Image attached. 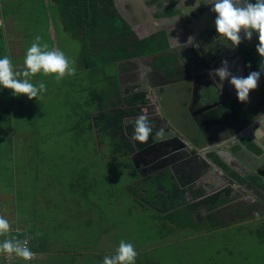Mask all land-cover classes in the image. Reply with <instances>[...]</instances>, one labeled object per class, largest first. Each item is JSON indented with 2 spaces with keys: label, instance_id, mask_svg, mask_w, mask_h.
Wrapping results in <instances>:
<instances>
[{
  "label": "rangeland",
  "instance_id": "obj_1",
  "mask_svg": "<svg viewBox=\"0 0 264 264\" xmlns=\"http://www.w3.org/2000/svg\"><path fill=\"white\" fill-rule=\"evenodd\" d=\"M33 23L20 18L27 47L24 57L32 63L25 69V82L14 81V104L9 111L0 110L8 127L0 140V218L5 214L2 221L13 230L21 220L23 235L42 239L47 257L32 264H264V240H259L264 231L257 224L229 225L202 235L180 226L169 233L171 223L153 224L150 212L131 210L136 204L126 194L133 190L131 164L127 167L124 154L111 155L114 145L105 134L96 137L86 129L89 100L107 89L116 72L110 60L125 52L139 57L152 51L128 37L131 45H118L119 34L100 36L93 20L82 52L79 46L58 49L59 62L71 68L56 78L51 71L56 54L50 49L51 38L44 36V28L36 35ZM117 23L115 19L113 24ZM96 38L103 45L98 42L93 48ZM151 42V48L157 47ZM71 46L68 42L62 48ZM78 54L88 67L76 71ZM4 56L0 52V58ZM93 206H101L105 214L115 212V219L87 222L95 215ZM179 219L187 223L186 217ZM80 249L84 252L74 261L58 253Z\"/></svg>",
  "mask_w": 264,
  "mask_h": 264
},
{
  "label": "crops",
  "instance_id": "obj_2",
  "mask_svg": "<svg viewBox=\"0 0 264 264\" xmlns=\"http://www.w3.org/2000/svg\"><path fill=\"white\" fill-rule=\"evenodd\" d=\"M66 1L67 0L2 1L0 5V52H2V55L4 52L5 56L2 57V59L0 58V67L8 66L10 69L11 83L14 84L16 80L25 82L28 74L25 69L31 66L32 63L27 62L24 57V52L27 47L22 40L25 31L20 27L21 17L33 20L36 35L44 28V36L48 35L49 40L51 38L50 49L56 53L54 59L50 58L51 62L55 64L54 67L51 68L53 77L60 78L67 69L71 68L66 62H59L57 54L58 49H61V51H72L79 46V52H82L84 46V40L82 38L84 29L89 26V21L92 23L94 19L97 20L99 18L98 10L94 13L89 12L86 10V6L90 3L93 10L95 7L98 9L100 6L103 7L105 0H69V3H66ZM168 1L171 2L176 11L171 15L157 14V3L164 5ZM221 1L224 5L220 4L219 0H142L147 13L149 12L151 14V18H146L145 20L139 19L138 22L133 25L123 21L114 8V17L119 19L118 23L114 25V29L119 31L122 35L120 37L121 41L126 40L127 37L129 39L132 38V40L154 38L156 40H153V42L158 44L156 48L159 47V50L156 52H160V55L151 59L149 56L141 55L142 57H137L136 54L125 52L123 55L115 58V61H112V66L116 72L113 73V80L107 85V87L110 86L113 88L112 85L115 87L116 98L113 99V102H115V104L117 103L118 106L122 108H126L123 102L127 94L134 92L144 95L142 91H135L132 87L134 86V82L144 79V74H146V72L152 73V68L147 65V63L150 62H153V66L155 67L154 71H158L161 65L166 64L167 60L171 62L176 61L178 67L184 69L182 74V82L184 84H182V87L177 88L178 90L175 89V92H181V96L172 103L177 107L179 114L181 112L180 103L182 99L192 95V90L189 86L198 82L202 83L200 79L203 78L198 75L193 76L194 72L190 71L188 68L193 67L195 68L194 70L199 69L201 72L206 71V73H209L210 77L203 78L209 81V87H215L214 84L219 80L221 81V85H218L219 88L229 87L228 83H223V79L227 78L225 75L226 73H230L233 66L229 67V65H225L220 69L219 67H214L215 63L210 61L208 64L203 63L204 66L201 67L199 62L195 59L197 56L201 59V55L206 58L215 56L218 50L217 47H206V50L200 47L201 43L210 44L214 40V37H223L227 39V42L235 43V46L231 43L228 44L229 47H227L228 49L230 48V50H234V48L237 47L236 45L240 43L246 44L252 42V32L250 30L247 31L243 27L245 23L241 14L227 1ZM72 11H75L76 14ZM79 12H83V14H81L80 18H76ZM128 13L129 16L134 17L132 14V5L128 9ZM190 13L192 15H190ZM191 17H195V19ZM88 18H90V20H88ZM74 19L77 22H73L72 24L66 22L69 20L74 21ZM77 19H80V21ZM83 19L87 21L84 22ZM22 26H25V24ZM125 26L128 27L127 33L124 32V29L127 28ZM215 33H217L216 36L214 35ZM192 40L195 41V43L193 42V47L196 49V57L191 55L189 48L187 49V44H191ZM96 41H98L97 38ZM68 42H72L71 48L63 50L62 47L67 45ZM129 44L131 45V43ZM202 45L205 46V44ZM165 51H167V53H165ZM179 54H181L183 58H181ZM82 56L83 54L77 55L79 60L77 63L75 62L76 71L88 67V64L83 61ZM174 56L178 59L175 60ZM256 56L258 57V54H256ZM160 59L164 60L163 63H161ZM248 62L253 66L252 73L258 74V72H255L258 67L256 59L254 61L248 60ZM102 63L105 64V62ZM242 68L244 67L239 65L234 72H239ZM211 72L214 74L213 77ZM234 72L230 73V76L234 74ZM242 79L244 81L238 83L239 87L236 86L241 96L250 90L252 99L260 103L261 92H258L257 89L259 88L255 87V85L262 87L264 82H261L259 77L258 80L252 77H243ZM103 80H105V78ZM242 84L244 85L242 86ZM241 86L242 89L240 88ZM198 87L195 86V90H197ZM93 89L97 90L99 87ZM241 100L248 101V98L245 96L242 97ZM222 101H224V99L218 100L220 103ZM135 105H138V103ZM231 105L235 108V113H232V115L226 113V117L233 119L232 122L229 121L230 119H227V125L233 130L236 129L238 125L236 121L238 113L236 110H239L240 105L237 101L231 103ZM149 108L150 107L143 106V104H139V111L133 118L138 119L143 113L150 112ZM95 112L96 111L93 109L90 114H94ZM173 113L175 114L176 111L173 110ZM224 119L226 118L224 117ZM262 125H264V121H262ZM216 126L217 125L212 122L208 123L206 126V131L209 134H213L205 138L206 140L208 139L209 142L213 141L209 144L211 147H216L223 142L217 140L222 134ZM73 127L77 128L75 125ZM253 135L260 141L264 140V129L262 130L259 127H255L253 129ZM200 141L207 146V144L204 143V139ZM227 141L228 140L224 142ZM243 141L248 144L245 148H252L247 138H244ZM98 144L102 145V143L99 142ZM214 151L216 150L208 152L207 158L211 160L208 163L213 166H218L223 171V176L226 179L225 181L223 179L224 177L219 176L218 173H214L207 166L204 167L205 170L202 174L190 179L186 175L171 174L172 171H167L165 175L163 173H157L154 177H149L147 174L137 176L134 167L131 165L134 177L131 179L132 185L130 184V188L133 190L132 192L128 190L126 192V194L130 196L129 199L136 202L131 210L135 211L138 209L150 212L152 215L149 218L153 224L163 223L162 225L165 226V223H169V225L171 223L173 228L171 226L168 227L173 230L169 233L174 232L177 228L182 226L188 230H195V234L193 235H202L209 234L212 231L216 232L217 230H222L227 227L229 228V225L232 227L248 223L253 225L257 224L259 231H264V178L259 173L262 168L257 166L256 171L258 173L251 171L244 163V161H247V155L239 152V146L234 144V142L227 143L220 150L217 149L218 152H222L220 157L217 156ZM124 156V159L128 161L127 167H130L127 154H124ZM154 199L163 202V211L158 212L157 207H161L162 204H155ZM204 199L208 201V205L202 203ZM108 208L113 209V207ZM90 209L95 212V215L91 217L88 216L89 218L86 219L87 222L92 218V220L97 221L115 219V212L110 213L111 210L105 214L101 206H97L96 208L93 206ZM11 214L12 212H10L8 217L11 216ZM180 216L186 217L187 223L180 220ZM3 217H6V215L2 213L0 218V252L5 245L17 244L22 239H25L28 243L29 251L33 254V257L28 260H23L19 257L13 264H32L34 259L42 260L47 257L46 249L43 248L44 242H41L42 239H31L29 235H23L25 231L23 230L21 220H17L14 230L10 229L7 227V223H3ZM12 218H14V216H12ZM179 220L183 225L179 224ZM229 222L233 223L229 224ZM3 224L5 226H1ZM168 229L169 228H167V230ZM12 232L15 234L13 236L14 238L10 237ZM259 235V237L264 238V233H259ZM105 240L106 239H104V241ZM83 252L84 250L80 249L78 251L60 250L58 253H63L64 257L69 261H74L76 258H79L80 253Z\"/></svg>",
  "mask_w": 264,
  "mask_h": 264
},
{
  "label": "water",
  "instance_id": "obj_3",
  "mask_svg": "<svg viewBox=\"0 0 264 264\" xmlns=\"http://www.w3.org/2000/svg\"><path fill=\"white\" fill-rule=\"evenodd\" d=\"M219 1L220 4L224 5L221 0ZM225 1L232 5L243 17L245 23L243 27L247 31L250 30L252 32V42L244 44L241 46V50L237 51L234 55L224 57V59L222 57L206 58L201 54V59L199 56L197 58L196 49L193 47L194 40H192L191 44H187V49L189 48L191 55L196 57L195 59L201 67L204 66L203 63L208 64L211 61L213 63L217 62L214 67L222 69L225 66L223 62L227 60L226 62H228L229 67L233 66L230 73L234 72L239 65L244 68L239 72L236 71V75L235 72L231 76L230 73H226L225 77L227 78L223 79V83H228V86L231 88H219L218 85H221L220 80L214 84L215 87H209V81L203 79L210 77L209 73H206V71L201 72L199 69L194 70L195 68L193 67L188 68L194 72L193 76L198 75L203 78L200 79L202 83L198 82L200 86L197 90H195V84L189 86L192 90L191 96L193 99L191 101L188 98L182 99L180 103L181 112L179 114L177 107L172 103L181 96V92H175V89L178 90L177 88L182 87V84H184L182 82L184 69L178 67L176 61L171 62L167 60L166 64L161 65L158 71H154L153 62L147 63L152 68V73L146 72L144 79L134 82V86L132 87L135 91H142L144 93L145 101L143 106L154 110L151 113L152 115L145 112L138 119L132 117L134 121L140 124H138L137 133L128 138L131 151L127 154V157L137 175H145L147 173L154 175L156 173H164L165 170H176L179 172V170L174 168L182 165L185 169L184 176L191 177V175H194V177H197L204 172V167L207 166L214 173H218L219 176L224 177L223 171L218 166L208 163L211 160L205 155V145L200 141L204 139L205 143H207L205 140L206 126L210 122H207L205 117L208 115L207 113H212L211 111H216L220 108L221 104L218 102L220 99L229 100L231 103L237 101L240 107L239 110H236L238 113V118L236 119L238 125L236 129L232 130L231 127L229 128L226 120V124L220 122L213 123L217 125L218 130L222 134L217 140L223 141L216 149L223 148L227 143L234 142V144L239 146V152L247 155V161H244V163L251 171L257 172V166L264 169V147L261 141L253 135L255 127L264 129V125H262V121H264V88H261V91L258 90L261 92L260 103L252 99L250 90L243 96L238 91V83L244 81L243 77H252L258 80V77L261 79L262 75H264V18L245 0ZM112 2L123 21L130 25L136 24L139 19L145 20L146 18H151V14L147 13L142 0H112ZM131 5L134 17L129 16L128 13ZM229 43L231 42H228L226 46ZM231 44L235 46V43ZM237 49H239L238 46L234 48V50ZM159 53L152 52L146 56L153 59L155 56L160 55ZM256 54H258V57ZM181 58H183L182 55ZM174 59L177 60L178 58L174 56ZM255 59L258 63L255 72H258L259 75L252 73L253 66L248 62V60L254 61ZM160 61L163 63L164 60L160 59ZM211 75L213 77V72H211ZM233 87L236 88L232 89ZM245 96L248 98V101L241 100ZM164 99L165 103L162 104ZM173 110L176 111L175 114ZM187 110L191 111V113H188L189 115H187ZM213 118L217 119V117ZM244 138H247L248 142L251 143V149L245 148L248 144L243 141ZM226 140L228 141L224 142ZM255 149L258 153L255 152ZM183 151H187L193 158L199 159L200 163L195 162L192 167L194 171L198 169L196 174L190 171L191 168L189 167L192 165H186L189 158L186 154H183ZM214 153L220 157L217 150ZM223 179L224 181L226 180L225 177Z\"/></svg>",
  "mask_w": 264,
  "mask_h": 264
},
{
  "label": "trees",
  "instance_id": "obj_4",
  "mask_svg": "<svg viewBox=\"0 0 264 264\" xmlns=\"http://www.w3.org/2000/svg\"><path fill=\"white\" fill-rule=\"evenodd\" d=\"M245 1L248 4H250L257 12H259L261 16L264 18V1L263 0H245ZM157 7H158L157 14L171 15L176 11L174 7L172 6L171 2L169 1L165 5H162L161 3H157ZM86 8H87L86 9L87 11L93 12V13L96 12L97 10L99 11V18L97 20L94 19V21L96 25L95 29L100 31V36H103V35L104 36L106 35H117L118 36V34H120L119 31H116L114 29L115 26L113 24V21L115 19L119 21V19L114 17V11H113L114 6L112 5V0H105L103 7L100 6L98 7V9H96L95 7L93 10V7L90 5V3L86 6ZM83 11H84V8H83ZM72 12L75 13V11H72ZM81 14H83V12L82 13L79 12L76 15V18H80ZM77 20L80 21V19H77ZM88 20H90V18H88ZM83 21L85 22L87 20L83 19ZM74 22H77V21H75L74 19ZM97 23H100L103 26H98ZM92 24L93 23L89 21V26L87 25L88 27L84 29L83 36H82L84 42H85V37L87 38L91 34L90 29H92ZM110 24H112V27L108 28ZM127 31H128V27L124 29V32L127 33ZM126 33L124 34L127 35ZM121 36L122 35L120 34V37ZM97 39L98 41H96V39H93L95 41L93 48L98 47V44H97L98 42L103 45V41L99 38ZM150 40H151L150 38L149 39L144 38L142 40H139L138 43L143 42L142 46L148 48L146 49V52H148L149 50H151L152 52H156L157 50H159L158 49L159 47L158 48L150 47V45H153V44L148 43V41L151 42ZM129 43H132V42L129 40L128 41L126 40L125 42H123V44H121V42L118 41V45H121L122 47L128 45ZM151 43H156V42H151ZM152 52H149V53H152ZM127 53H130V52H127ZM110 61H115V60L111 59ZM11 82L12 81L10 79V69L8 68V66L6 67L1 66L0 67V91H1L0 110H1V107H4L6 111H9V106L14 104L15 102L14 99L16 98V96L13 90L14 84L13 83L11 84ZM112 87L113 88L108 86L107 89L103 91V93H98L99 94L98 96H92V99H91L92 101L89 100V104H90V107H92V109H90L89 112L85 113L84 115L88 123L87 129L89 133L95 132L96 137H98V133H102V134H105V136L110 139V142H112V144L114 145V148H113L114 150L112 151L111 155H116L118 153L126 155L131 151L130 144L128 143V138H130L131 135H134L137 133L138 124H140L134 121L132 117L139 111V104H143L145 101V98H144V95L140 93H134V92L129 93L126 95L124 102H123V105L126 106V108H122L121 106H118L117 103L115 104V102H113V99L116 98V90L113 85ZM137 103L138 105H135ZM28 104L33 110H36V108H34L31 105V101ZM93 109L96 112L94 114H90V112L93 111ZM2 115L3 113L0 112V127L4 126L5 128H0V140L3 139V136H2L3 129L8 130L7 123L2 121V118H1ZM6 119H7V114H5V120ZM75 124L78 125L79 122H76ZM77 132H79L78 129H77ZM90 138H91V135L88 134V139ZM101 142L102 141H99V143ZM154 203L157 205L162 204L161 207L159 206L157 207L158 208L157 210L158 212L163 211L162 209L163 202H161V200L156 201V199H154ZM202 203L208 205V201L205 199L202 201ZM14 235L15 234L12 232L10 237L14 238L13 237ZM259 240L263 241L264 239H259ZM17 244H14L13 246Z\"/></svg>",
  "mask_w": 264,
  "mask_h": 264
},
{
  "label": "flooded vegetation",
  "instance_id": "obj_5",
  "mask_svg": "<svg viewBox=\"0 0 264 264\" xmlns=\"http://www.w3.org/2000/svg\"><path fill=\"white\" fill-rule=\"evenodd\" d=\"M165 5V4H164ZM190 15H192L191 13H190ZM192 19L194 18L195 19V17H191ZM216 34L217 33H215L214 35L216 36ZM200 43V42H199ZM220 45H219V44ZM228 42H227V39H225V38H223V37H221V38H219V37H214V40L210 43V44H206V43H201L200 44V47H202L204 50H206V47L207 48H215V47H217L218 48V46L217 45H219V48H218V50H217V52L215 53V56H213L212 58H217V57H219V58H221L222 57V59H224V57H227L228 55H234L237 51H239V50H241V46L242 45H244V44H239V45H236V46H238L239 47V49H237V50H230V49H228V47L226 46V44H227ZM202 44H205V46H203ZM209 50V49H208ZM228 51H231V52H228ZM220 53V54H219ZM223 55V56H222ZM227 61V60H226ZM223 62V65H229L228 64V62ZM215 63V65H216V63L217 62H214ZM222 64V63H221ZM214 65V66H215ZM237 73L235 72V75H236ZM261 82H264V75H262V77H261ZM244 84H242V86H243ZM195 86L196 87H198L199 85H198V83H196L195 84ZM242 86L240 87L241 89H242ZM254 86V85H253ZM255 87H258L259 89H257V90H260L261 91V88H264V87H260L259 85H255ZM260 91H258V92H260ZM183 97V96H182ZM188 99H189V101H191L193 98H192V96L190 95L189 97H188ZM165 99L163 100V102H162V104H164L165 102ZM221 107L218 109V110H216V111H211L212 113H207L208 115L205 117L206 118V120H207V122H212V123H214V122H220V123H223V124H226L225 122L227 121V119H230V117H226V113H228V114H231L232 115V113H235V108H233L232 107V105H231V103H230V101L229 100H224V101H222L221 103ZM149 110H150V112H147V113H149L150 115H152L151 113L154 111L153 109H151V108H149ZM221 110V111H220ZM188 113H191V111H189V110H187V115H189ZM213 117H217V119H215V118H213ZM224 117L226 118V119H224ZM232 118V117H231ZM226 120V121H225ZM232 120L233 119H230L229 121H231L232 122ZM217 127V126H216ZM240 133H241V131H239ZM213 134H209L207 131H206V137L205 138H207L208 136H212ZM220 137H218L217 139H219ZM206 140V139H205ZM209 140H211V139H209ZM207 141V143H205V141H204V143L205 144H207V146H204V148L206 149V152H205V155L207 156V154H208V152L209 151H213V150H217L216 149V147H211L209 144H211L213 141H208V139L206 140ZM261 144L263 145V147H264V140H262L261 141ZM221 148H218V150H220ZM222 152L221 151H219V154L220 155H222L221 154ZM183 154H186L187 155V157L189 158L188 160H187V162H186V165H188V166H190V165H192L191 167H189V168H191L190 169V171L191 172H195V174H196V172L198 171V169L197 170H195L194 171V169L192 168L193 167V164L195 163V162H197V163H200V161H199V159H197V158H193L192 157V155H190V153L189 152H187V151H183ZM208 157V156H207ZM183 164V163H182ZM174 169H177V170H179V172L178 171H172L171 172V174H179V175H183V173H184V171H185V169L183 168V166L182 165H179V166H177L176 168H174ZM167 171L168 170H165V172L163 173L164 175L167 173ZM259 173H260V175L261 176H263V178H264V169H260V171H259ZM152 173H147V176H149V177H154V176H156L157 175V173L156 174H154V175H151ZM137 176H139V175H137ZM142 178V177H141ZM188 178H190V179H193L194 178V175H191V177H189L188 176ZM136 182H138V181H136ZM136 185H138V184H136Z\"/></svg>",
  "mask_w": 264,
  "mask_h": 264
},
{
  "label": "built area",
  "instance_id": "obj_6",
  "mask_svg": "<svg viewBox=\"0 0 264 264\" xmlns=\"http://www.w3.org/2000/svg\"><path fill=\"white\" fill-rule=\"evenodd\" d=\"M2 1L3 0H0V5ZM18 256L23 260H28L33 257V254L28 249V243L25 239H22L14 248L10 244L4 246L3 252L0 253V263L13 264L17 261Z\"/></svg>",
  "mask_w": 264,
  "mask_h": 264
},
{
  "label": "clouds",
  "instance_id": "obj_7",
  "mask_svg": "<svg viewBox=\"0 0 264 264\" xmlns=\"http://www.w3.org/2000/svg\"><path fill=\"white\" fill-rule=\"evenodd\" d=\"M7 245H8V244H7ZM10 245H12L13 248L16 246V245L13 246L14 244H10ZM5 246H6V245H5ZM3 250H4V247H3ZM3 250H2L1 252H3ZM1 252H0V253H1ZM18 258H19V256H18ZM18 258H17V259H18Z\"/></svg>",
  "mask_w": 264,
  "mask_h": 264
}]
</instances>
